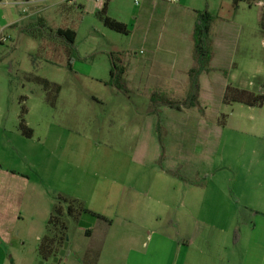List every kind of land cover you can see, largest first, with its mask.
I'll return each mask as SVG.
<instances>
[{
    "label": "crops",
    "instance_id": "obj_1",
    "mask_svg": "<svg viewBox=\"0 0 264 264\" xmlns=\"http://www.w3.org/2000/svg\"><path fill=\"white\" fill-rule=\"evenodd\" d=\"M21 1L26 5L37 2ZM51 1L63 6L67 0ZM164 2L108 3L109 16L129 29L133 26L130 32L151 48L149 61L134 58L126 66V84L155 90L146 95L147 110L136 115L141 139L136 144L125 143L126 150L98 141L96 135L102 133L98 127H67L56 122L58 115L49 107L46 92L20 96L28 99L27 123L34 131L33 138L23 137L20 104L13 101L7 106L10 84L7 72L0 71V264L31 260L41 264L42 230L58 195L83 201L88 210L105 219L90 214L80 218L78 230L85 231L88 240L97 241L81 251L70 242L62 264H264L263 181L248 192L239 189L245 182L232 191L229 179L212 175L225 129L217 122L219 107L214 109L212 104L223 103L232 84L230 70L257 67L248 47L238 49L241 34L249 28L248 18L236 14L216 18L211 71L199 78V102L204 110H177L168 104L183 103L191 93L189 72L196 62L193 33L198 13L208 7L200 10L180 0L168 8ZM103 4L77 0L76 6L68 7L96 14ZM254 5L262 25L264 2L249 7ZM60 14L65 12L60 10ZM66 14L69 18L70 12ZM74 27V20H66L50 28L77 33ZM160 27V32H170L156 34ZM262 38L264 46V31ZM44 43L54 54H65L67 64L62 41ZM164 89H170L175 99L154 103L157 91ZM34 231L36 243L28 239Z\"/></svg>",
    "mask_w": 264,
    "mask_h": 264
},
{
    "label": "rangeland",
    "instance_id": "obj_2",
    "mask_svg": "<svg viewBox=\"0 0 264 264\" xmlns=\"http://www.w3.org/2000/svg\"><path fill=\"white\" fill-rule=\"evenodd\" d=\"M185 1L193 7L197 6L200 10L208 7L209 12L216 18L235 17V14L241 18H248L249 28L241 34L238 49L244 50L248 47L250 57L256 60L257 67L255 70L247 68L246 70L245 67L232 69L229 76L232 78V86L264 94V46L262 44L264 25H261L259 21L257 6L249 7L247 3H242L239 12L234 0ZM258 1L260 0H251V3ZM261 1L264 2V0ZM65 2L63 6H58L56 3L53 5L51 0H37L31 5H26L21 0H0V40L7 39L4 43L0 42V71L7 72L10 84L7 106L13 105L15 101L20 104V107L28 108V99L26 97L24 100L21 99V95L45 92L43 86L34 79L36 77L59 82L63 86L61 94L57 97L54 106L48 103L58 115L56 122L60 121V124L67 127H98L100 131L102 130L100 135H96L98 141L102 140L103 143L118 150H126L125 143L132 141L136 144L141 139L136 132V115L147 110L149 103L145 99L146 95L152 94L155 90L149 87H141L139 90L125 82H118L117 85L123 86L119 91L116 87H110L105 83L110 79L112 59L124 66L131 65L134 58L140 57L142 61H149L151 48L146 41L139 40L138 34L133 31L128 35L111 31L100 22L96 14H87L78 7H68L69 3ZM164 3L166 7H172ZM41 10L44 11L33 15ZM60 10L64 11L65 15L70 12L69 18L61 15ZM40 20H43L42 24L46 27L62 26L66 20L75 21L74 28L78 33L75 45L80 60L74 62L73 71L64 63L65 54L61 57V53L54 54L47 50V46H43L45 40L49 41L52 38L44 35L46 30L43 31L38 25ZM44 20L48 24H45ZM130 29L133 30V26H130ZM160 31L161 27L156 34L166 35L170 32L169 30ZM140 52H143V55ZM237 58H243L242 54H237ZM25 72H29L30 75H24ZM97 79L102 81L99 82ZM157 92L154 103L160 102L162 98L175 99L171 97L174 95L170 89ZM212 107L214 109L219 107L220 114L217 122L220 127L225 128L223 135L219 137V150L214 158L216 164L212 169V175L216 174L229 179L228 188L232 191L237 190L238 184L245 182L239 189L242 188L248 192L255 183L259 184L262 181L264 183V106L250 108L240 104L230 106L220 102L213 103ZM199 109L203 108L200 106ZM149 122L150 120L145 121L146 124ZM248 175L250 177L246 180ZM34 178H36L35 174H33ZM58 196L54 199L55 204ZM42 233L46 235V225ZM88 236L85 231L80 232L75 223H70L68 241L72 242L76 250L81 251L86 246L95 244L97 240H88ZM28 239L36 243L35 231L30 233ZM15 248L18 249V247ZM34 262L35 260L9 264H34Z\"/></svg>",
    "mask_w": 264,
    "mask_h": 264
},
{
    "label": "trees",
    "instance_id": "obj_3",
    "mask_svg": "<svg viewBox=\"0 0 264 264\" xmlns=\"http://www.w3.org/2000/svg\"><path fill=\"white\" fill-rule=\"evenodd\" d=\"M110 0H105L103 7L96 13L100 22L109 30L119 34H130L129 27L109 16L108 3ZM241 3L251 4V0H234L235 6ZM77 5V4H75ZM262 25L264 24V13L262 17ZM216 21V17L208 10L199 12L194 28V44H195V59L196 67L189 72L191 82V93L188 99L183 103H169L171 108L181 110L182 108L194 109L200 107L199 78L203 72H210V63L212 61V26ZM44 35L53 39H58L64 43L68 57L67 67L73 71L74 62L80 60L78 50L76 48L77 33L72 29H59L56 32L52 28L42 24L43 20L39 21ZM46 24V23H45ZM127 67L118 64L112 59V67L110 71V79L105 84L110 87H116L119 91L122 90V85H117L118 82H124L127 76ZM39 85L43 86V90L47 94V102L52 106L55 105L57 97L62 92V86L52 83L48 79L41 77L34 78ZM54 91V92H53ZM52 92V94H51ZM24 100V99H23ZM223 103L225 105L240 104L250 108H259L264 106V94L234 87L229 85L226 89ZM28 109L26 106L21 107L19 117V131L26 138H32L34 131L28 126L26 116ZM225 125V123L223 124ZM159 126V125H158ZM159 130V128H158ZM67 206V208H66ZM90 214L98 219L105 220L102 216L92 213L82 201L60 195L57 198V203L46 225V235L42 238L38 254L41 264H62L63 260L68 256V230L70 223L76 225L80 218Z\"/></svg>",
    "mask_w": 264,
    "mask_h": 264
},
{
    "label": "built area",
    "instance_id": "obj_4",
    "mask_svg": "<svg viewBox=\"0 0 264 264\" xmlns=\"http://www.w3.org/2000/svg\"><path fill=\"white\" fill-rule=\"evenodd\" d=\"M99 1H105V0H99ZM166 1L167 3L169 4H178L180 0H164ZM67 2L71 5H75L77 4V0H67ZM137 4H139V1H136ZM5 40L7 39H4V40H0V42H5Z\"/></svg>",
    "mask_w": 264,
    "mask_h": 264
}]
</instances>
